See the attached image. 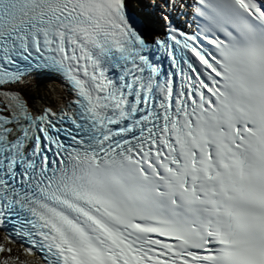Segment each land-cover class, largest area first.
Here are the masks:
<instances>
[{"label":"bare ground","instance_id":"6f19581e","mask_svg":"<svg viewBox=\"0 0 264 264\" xmlns=\"http://www.w3.org/2000/svg\"><path fill=\"white\" fill-rule=\"evenodd\" d=\"M138 7V11L140 12V9L144 8L145 10H149L148 8H150L148 5L146 4H140L137 6ZM142 7V8H140ZM162 10V9H161ZM163 23V22H161ZM46 77V76H45ZM51 80L47 81V82H50ZM47 88V87H46ZM51 89V97L50 98H47L46 96L44 95H38V96H35L33 99H30V103L34 106L38 105L39 103H42V102H50V103H54V102H59L60 99H61V95H62V90H60L59 88L57 87H53V88H48V90Z\"/></svg>","mask_w":264,"mask_h":264},{"label":"rangeland","instance_id":"374dc122","mask_svg":"<svg viewBox=\"0 0 264 264\" xmlns=\"http://www.w3.org/2000/svg\"><path fill=\"white\" fill-rule=\"evenodd\" d=\"M41 93H43V92H39V93H37V95H38V94H41ZM45 94L48 96V92H46ZM34 95H35V94H34Z\"/></svg>","mask_w":264,"mask_h":264}]
</instances>
